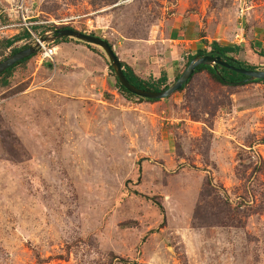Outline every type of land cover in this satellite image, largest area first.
Wrapping results in <instances>:
<instances>
[{
	"label": "rangeland",
	"instance_id": "obj_1",
	"mask_svg": "<svg viewBox=\"0 0 264 264\" xmlns=\"http://www.w3.org/2000/svg\"><path fill=\"white\" fill-rule=\"evenodd\" d=\"M0 7V62L38 36L56 47L0 78V264H264V81L202 70L140 100L101 47L56 40L103 37L170 85L214 41L264 70V0H25L27 22Z\"/></svg>",
	"mask_w": 264,
	"mask_h": 264
},
{
	"label": "water",
	"instance_id": "obj_2",
	"mask_svg": "<svg viewBox=\"0 0 264 264\" xmlns=\"http://www.w3.org/2000/svg\"><path fill=\"white\" fill-rule=\"evenodd\" d=\"M64 37L76 38L80 41L101 47L108 55L111 61V66L113 67L121 84L131 93L146 99L159 100L172 96L175 92L180 91L184 87V85L189 82V80L193 77V75L197 71V68L201 65H212V66L222 65L239 73L247 75L248 76L247 80H252V81L264 80V70L247 69L244 67H240L228 63L220 55L215 56L212 54H204V55L195 56L191 61V63L188 65L187 69L184 71V73L179 77V79H177L167 89L163 91H148L135 86L129 81V79L125 74L123 61L119 57L114 46H112L107 39L96 35L88 34L74 28H66L59 30L56 40ZM41 40L45 42L48 41L47 38H42ZM39 48H40V43L38 42L36 45H30L28 48L23 49L11 55L4 61L0 62V76L5 71L12 68L23 59L35 55L38 52Z\"/></svg>",
	"mask_w": 264,
	"mask_h": 264
},
{
	"label": "trees",
	"instance_id": "obj_3",
	"mask_svg": "<svg viewBox=\"0 0 264 264\" xmlns=\"http://www.w3.org/2000/svg\"><path fill=\"white\" fill-rule=\"evenodd\" d=\"M0 10H2L1 7H0ZM56 28H57L56 31L58 32L61 29H66V28H71V27L70 26H61V27L56 26ZM38 29H39V26L31 27V29L27 27L19 35L15 36L13 38L7 39L4 42V44H5L4 46L11 48L12 46H14V44L16 42L21 41L22 39L27 38V37H33V30L36 32ZM69 38L70 37H64V38L59 39L57 41V45H59L62 41H65ZM29 46L30 45L27 44L23 48H14L12 55L23 50V49L28 48ZM242 50H243L242 45H227V44H222L219 41H214L213 43H211V47L209 50L208 49L200 50L197 55H204V54H212L215 56L220 55L225 59V61H227L230 64L240 66V67H244L247 69H259L256 66L250 65V64L238 59V57L236 55L239 54ZM35 55H32L31 57H28V58L23 59L22 61L18 62L15 66H13L12 68L5 71L0 76V78L4 77V76L6 77L7 75H9L12 72V70L15 67H17L20 64L26 63L28 60H30ZM195 56L196 55H187L186 64L189 65ZM123 66L125 68V74H126L127 78L129 79V81L141 89L148 90V91H163L170 86L167 74L162 75L158 79H155V78L147 79V78H144V77L140 76L139 74H137V72L133 69V67H131L127 63L123 62ZM110 67H111V70L115 73L113 67L112 66H110ZM202 70L209 71L210 74H212V76L217 81L221 82L224 85H237V84L244 82L248 79L247 75H244L242 73H239L237 71H234L232 69L224 67L222 65H215V66L201 65L197 68V71L195 72V74L198 72H201ZM115 76L117 79V87L124 95H130L132 97H138V98H140V100L156 101L154 99L142 98V97H139V96L131 93L121 84L117 75H115ZM192 78L189 80V82L192 80ZM262 81H264V80H256V82H262ZM8 83H9V80L7 77L4 80V84L7 85ZM188 83H186L180 91L184 90L187 87Z\"/></svg>",
	"mask_w": 264,
	"mask_h": 264
},
{
	"label": "built area",
	"instance_id": "obj_4",
	"mask_svg": "<svg viewBox=\"0 0 264 264\" xmlns=\"http://www.w3.org/2000/svg\"><path fill=\"white\" fill-rule=\"evenodd\" d=\"M14 4H16V6L18 7L19 11L22 12V18L21 16L19 17V19H23L24 22H27V20L29 19V17L26 16L25 14V10L23 7V3L25 0H13ZM17 1V2H16ZM37 41L40 43V49H43V53H42V60L44 59H51L53 58V56L56 54V47H51L50 46V42L48 41H42L40 39V37L38 36Z\"/></svg>",
	"mask_w": 264,
	"mask_h": 264
}]
</instances>
